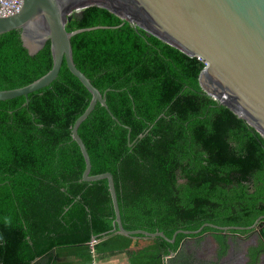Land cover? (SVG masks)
<instances>
[{
  "label": "trees",
  "instance_id": "16d2710c",
  "mask_svg": "<svg viewBox=\"0 0 264 264\" xmlns=\"http://www.w3.org/2000/svg\"><path fill=\"white\" fill-rule=\"evenodd\" d=\"M77 68L103 94L78 133L91 175L111 173L125 230L178 231L162 237L104 235L115 211L108 180L81 181L85 160L72 126L92 95L63 63L58 78L26 97L0 101V264H91L137 240L135 264H165L186 239L211 234L222 259L228 238H249L250 264L264 254V137L199 85L205 62L148 35L117 15L90 7L69 32ZM53 67L50 42L36 55L20 31L0 35V91L25 87ZM129 134L130 143L129 145ZM143 135V138H139ZM237 236V237H233ZM96 241L94 245L92 243ZM171 264H209L185 250ZM62 259H70L62 262ZM72 260V262H70Z\"/></svg>",
  "mask_w": 264,
  "mask_h": 264
},
{
  "label": "water",
  "instance_id": "95a60500",
  "mask_svg": "<svg viewBox=\"0 0 264 264\" xmlns=\"http://www.w3.org/2000/svg\"><path fill=\"white\" fill-rule=\"evenodd\" d=\"M95 6L110 11L188 56L203 60L205 68L198 79L202 90L264 137V0H23L19 12L0 16V35L20 31L23 46L32 56L50 42L53 57V67L46 75L25 87L0 91V101L26 97V103H29L31 93L48 87L58 78L64 62L92 95L87 109L72 126V140L79 146L85 160L81 181L108 180L115 220L113 229L104 235V239L120 233L125 236H159L174 243L179 233L199 234L205 227L223 231L255 230L262 218L250 227L208 224L197 231H178L172 239L161 232L124 229L113 175H91L90 155L78 133L97 104L115 119L107 105L108 90L102 94L77 68L72 46L74 36L105 27L67 30L73 16ZM129 145L132 146L130 134ZM182 246L183 243L177 253Z\"/></svg>",
  "mask_w": 264,
  "mask_h": 264
},
{
  "label": "flooded vegetation",
  "instance_id": "af4514ba",
  "mask_svg": "<svg viewBox=\"0 0 264 264\" xmlns=\"http://www.w3.org/2000/svg\"><path fill=\"white\" fill-rule=\"evenodd\" d=\"M188 240V239H186ZM186 240L183 242V245L184 243L186 242ZM196 241H199V246L200 248H203L205 247L204 245V242H208L206 243L207 247H208V250L205 251V250H200L199 253H197L195 256H198L200 259H203L205 261H207L209 264H213L212 263V260H209V259H204L206 257L204 256H211L212 255H216L215 258H218V250H219V244L218 242L215 240V239H208V238H199L197 239ZM240 241H244V242H249V244L247 245L246 243L243 242H240V244H237V239L234 240V239H231V238H228L227 239V243L229 245L228 249H227V253L226 255L220 259V262L222 264H225L229 261V259L227 258L228 256H234V263L233 264H239L238 260H242L243 257L244 259L246 260L247 264H250L251 263V256H249V247L251 246H257L258 244V241H254V240H251V239H240ZM202 251V252H201ZM211 251V253H209ZM193 253V251H192ZM201 257H204V258H201ZM213 259V257H212ZM258 264H264V254H261L260 256V259H259V262Z\"/></svg>",
  "mask_w": 264,
  "mask_h": 264
},
{
  "label": "crops",
  "instance_id": "0c3cea01",
  "mask_svg": "<svg viewBox=\"0 0 264 264\" xmlns=\"http://www.w3.org/2000/svg\"><path fill=\"white\" fill-rule=\"evenodd\" d=\"M236 240L235 238H231ZM239 241V239H237ZM254 241H258V238L255 236ZM148 245V244H147ZM146 245V246H147ZM145 246V247H146ZM144 248V247H143ZM143 248H137L135 242H133V245L126 250L123 253H118L112 256H94V259L91 264H135V256L139 255L140 251L143 250ZM177 255L171 256L165 260V264H171V260L174 259ZM215 254L212 255V263L213 264H221L219 257L215 258ZM229 261L225 264H233L234 263V256H228L227 257ZM171 259V260H170ZM70 259H62V262H69ZM72 262V260L70 261ZM239 264H247L246 260L243 259L240 261L238 260ZM223 264V262H222Z\"/></svg>",
  "mask_w": 264,
  "mask_h": 264
},
{
  "label": "rangeland",
  "instance_id": "374dc122",
  "mask_svg": "<svg viewBox=\"0 0 264 264\" xmlns=\"http://www.w3.org/2000/svg\"><path fill=\"white\" fill-rule=\"evenodd\" d=\"M233 237H237V236H233ZM202 238L212 239L213 237H212L211 234H206V235H204ZM254 238H255V233L249 235V238H246V239L254 240ZM197 239H199V238H196V239L191 238V239L186 240V242H185V247H184L185 250H186V251H187V250H188V251H189V250L193 251L192 254H194V255H196L197 253H199L200 250H205V251H207V250H208V247H207L206 243H208V242H206V243L204 242L205 247L200 248V246H199V241H196ZM236 239H239V242H237V244H240V242H242V244H243L244 241H240V239H245V238H243L242 236H239V238H236ZM244 243H246L247 245L249 244V242H244ZM135 244H136V247H137V248H143V247H145V246L147 245L146 241H142V240H137V241H135ZM240 245H241V244H240ZM188 251H187V252H188ZM201 252H202V251H201ZM209 253H211V251H210ZM204 257H206V258H204ZM204 257H201V258H204V259H206V260H207V259L212 260V257H211V256H204Z\"/></svg>",
  "mask_w": 264,
  "mask_h": 264
},
{
  "label": "built area",
  "instance_id": "2783aa9c",
  "mask_svg": "<svg viewBox=\"0 0 264 264\" xmlns=\"http://www.w3.org/2000/svg\"><path fill=\"white\" fill-rule=\"evenodd\" d=\"M23 0H0V16H9L20 11ZM96 241L92 243L94 245Z\"/></svg>",
  "mask_w": 264,
  "mask_h": 264
}]
</instances>
